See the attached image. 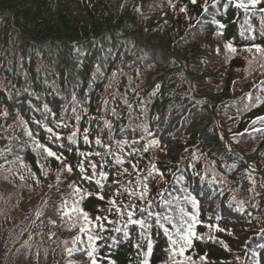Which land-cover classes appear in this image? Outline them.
I'll return each mask as SVG.
<instances>
[{
  "label": "trees",
  "instance_id": "trees-1",
  "mask_svg": "<svg viewBox=\"0 0 264 264\" xmlns=\"http://www.w3.org/2000/svg\"><path fill=\"white\" fill-rule=\"evenodd\" d=\"M72 2L79 13L69 11ZM204 3L0 0V150L10 149L0 156L4 166L0 168V264H91L87 235L79 231L83 221H76L77 213L72 211L75 200L93 221L97 216L108 217L101 221L106 228L101 233L104 239L96 241L98 264H141L145 258L149 264H171L168 237L154 218L145 231L139 225L125 227L126 213H116L114 208L109 211L110 199L121 208L135 204L133 211L147 206L146 201L130 199L126 193L114 195L119 185L113 181L132 188L152 164L164 177L149 178L147 199L153 201L149 210L172 217L171 223L164 224L173 238L182 230L181 209L196 212L202 221L195 231L204 238L193 239L185 255L196 264H264V121L256 120L264 116V69L260 67L264 59L255 49L245 50L252 44L264 47V13L258 11L264 4L253 15L230 0H217L215 6L208 0L207 12ZM185 6L187 11L180 12ZM214 19L224 28L212 23ZM153 39L169 51L164 64L155 60ZM74 41L77 43L71 46ZM229 42L235 53L225 47ZM156 85L160 87L153 94ZM207 90L209 98L202 94ZM113 108L116 114H112ZM77 115L80 120L75 119ZM104 120L110 122V129ZM204 120L207 124L200 128ZM57 121L67 126L56 127ZM44 125L61 139L50 140ZM145 126L153 133L149 139L160 141L147 152L140 139ZM85 128L89 130L88 144L83 140ZM73 132L76 137L69 141ZM97 137L109 147L97 145ZM33 138L73 165V173L61 174L65 183L59 189L48 185L55 182L60 163L54 158L45 161L34 151ZM134 147L141 151L133 153ZM77 149L102 154L87 158L104 164L109 175L102 186L95 180L80 179L75 166L85 157ZM129 153H133L131 157ZM194 154L200 159L193 160ZM114 156H120L123 163L117 165ZM37 160L49 170L47 178L40 174ZM130 160L138 162L135 172ZM190 163L195 167L189 168ZM124 168L128 173L118 176ZM29 169L41 184H36ZM213 170L223 183H209ZM91 171L88 169L89 174ZM69 183L82 190V199L71 196ZM188 193L198 201L196 209L185 200ZM62 200L67 201L71 217L64 221L53 211L54 206H62ZM236 201H244L243 211L237 210ZM38 210L42 216L36 215ZM146 217L147 213L141 216L137 212L134 219ZM76 236L80 237L75 245L79 251L69 256L66 248L73 247ZM136 243L141 247H134ZM201 256L206 260H200Z\"/></svg>",
  "mask_w": 264,
  "mask_h": 264
},
{
  "label": "snow or ice",
  "instance_id": "snow-or-ice-1",
  "mask_svg": "<svg viewBox=\"0 0 264 264\" xmlns=\"http://www.w3.org/2000/svg\"><path fill=\"white\" fill-rule=\"evenodd\" d=\"M190 2L192 4H196L197 0H190ZM231 3L234 4L235 7L243 9L245 11V13L251 12L253 15H255L256 11H257V6L264 4V0H230ZM217 3V0H212V5L215 6ZM208 0H205L204 5H202L203 11L207 12L208 11ZM138 10V9H137ZM180 12H186L187 8L185 7H181L179 9ZM259 12L264 13V7H260L258 9ZM212 23L217 24L219 26V28H224V25L221 24L219 21L217 20H213ZM221 32H217L216 35H221ZM243 34V33H242ZM225 47L232 53L236 52V49L232 46V44L229 42L228 44L225 45ZM255 49L256 53L259 54L261 59H264V47H262L259 44H252L251 47H246V51L248 52H252V50ZM251 63V62H250ZM261 69H264V64L260 65ZM97 71L99 72V69H97ZM102 75V74H101ZM116 75L115 72H113L112 74V78H114ZM233 83H236V81H233ZM110 86V85H109ZM160 87V85H156V89H154L153 94H155V90H158ZM249 96V98H251V94H246ZM113 99H115V94H113ZM257 100H259V97H257ZM73 102L76 103V96L75 94H73ZM105 104L108 103L107 100L104 101ZM123 103L126 104L129 108L132 107L131 104L128 103L127 99L123 100ZM255 106V105H253ZM46 107V106H45ZM77 111L76 107H73V112L75 113ZM84 112H87V109H84ZM112 114H116V109L113 108L112 109ZM4 115H7V113H4ZM76 120H80L81 117L79 115H77L75 117ZM256 120H261L264 121V117H257ZM256 120L253 121V124H255ZM39 123V122H38ZM104 124L105 126H107L109 129L112 127L110 122L108 120H104ZM61 125L63 126H67L66 123L64 121H57L56 122V127H60ZM45 130L49 133V139L50 140H54L55 141H59L61 139V136L58 132L54 131V129L52 127H48L47 125H44ZM256 131H260V129H255ZM121 131H123V129H121ZM145 135L141 136V140L145 141V146L143 151L147 152L149 150L150 147L153 146H158L160 141L158 139H149L153 136V133L151 131L148 130V128L145 126L143 129ZM245 131H248L247 129H245ZM27 135H29V137L32 136V134L30 132L26 133ZM76 137V132L71 133L68 136V140L69 141H73ZM221 139L223 140L224 137H221ZM83 140L85 144L90 143L89 141V130L87 128L84 129V135H83ZM97 145H101L102 147L108 148L109 145L107 144H103L102 140L97 137L94 141ZM119 143V142H118ZM124 143H127L126 141ZM134 144L137 143L136 141L133 142ZM33 150L37 151L38 154L46 161L48 158H54L56 161H58L60 163V168L58 169V171L56 172L55 175V182L54 183H50L48 185L49 189L55 187L57 189H59L60 185L62 183H65L64 180L61 179V174L63 172H67L69 174L73 173L74 171V167L73 165L66 163V158L62 155V154H58L57 152L53 151L51 148H49L48 146L39 143V141L35 140V138H33ZM6 151H10V149H5V150H0V156H4ZM141 151L140 149L137 148H133V153L139 152ZM188 150L185 149V152H187ZM77 153L79 156L85 157L84 160H80L77 165L75 166V170L78 171L80 179L84 180V181H93L95 180V183L97 185H101L102 186V181L104 179H106L108 177V173L105 172L104 169V164H98V163H93L91 160H88V156H102V154L100 152H93V153H85V152H81L79 149H77ZM133 153H129V156L131 157ZM200 159L199 156H196L195 154L193 155V160H198ZM114 161L117 165H120L123 163V160L120 156H114ZM87 162V167L85 166ZM5 163H8L7 160H5ZM12 163H15V161H13ZM104 163H108V161H104ZM129 163L131 164V167L133 169V171L135 172L138 168V162L137 163H132L131 160L129 161ZM22 167H26L23 164L21 165ZM37 166L40 170V174L47 178L49 175V170L45 167V165L43 163L40 162V160H37ZM3 165H0V168H3ZM195 165L194 164H189V168H194ZM99 168V178H97V169ZM88 169H91V174H89ZM7 171L11 172V169H7ZM30 175L32 177L33 180H35L36 184L39 185L41 184V180L39 179V177L37 176V174L35 172H32L29 169ZM124 173H128V169L124 168L123 172L121 173H117L118 176H122ZM156 175H159L161 177V179H163L164 177V173L161 172L155 164H152L151 168H149L147 170V175L140 178L138 177L137 180L135 181V186L132 188H128L125 187L123 184L120 183L119 180H114L113 184L114 185H119V187L117 188L116 193H114V195H123L124 193H126L128 195V197L131 199L133 197H135L137 200L143 202L146 201L147 206L145 207H139L136 211H133L132 209L136 208L135 204H128L125 205L123 208H121L120 206H117L116 201L114 199H110L109 200V204L111 205V207L109 208V211H112V209L114 208L116 213L119 214H124L126 213L127 216V221H126V225L127 224H132V225H139V227L143 230H148L152 227V224L149 222L151 221L153 218L155 220V225L160 227L161 229H163L165 235L168 237L169 240V248L166 249V251H168L169 253V260L171 262V264H196V262L192 259L191 256H187L185 255V252L187 249L192 247L193 244V239H203L204 237L200 234H198L195 229H196V225L202 223V221H200V219L198 218V214L196 212H192V213H188L185 212L183 209H181L180 211L183 213L182 217H181V229L182 230H177L176 232V238L174 239L173 236L171 235L170 231L168 228L165 227L164 221H167L169 223H171L172 221V217L165 214V215H161L159 213H153L152 211H150L149 209L151 208L153 201L150 199H147L148 195H149V178H154ZM175 175V174H173ZM195 175H200L199 173H195ZM21 179H23V177H21ZM177 179H182V177H177ZM201 180L205 179V176H200ZM249 179H251V176L249 177ZM253 184H255V181H252ZM209 183H223L222 180H217L216 179V174L213 170V175L211 177V179L209 180ZM68 187L72 189L71 192V196L73 197H80V199L83 198V194H82V190L76 186L74 183H69ZM261 187L264 188V183L261 184ZM122 189V191H121ZM183 191L185 193L188 192L187 189H183ZM249 191H252V189H249ZM98 196L99 199L103 200L104 197L103 195L97 193L96 194ZM235 199V198H233ZM185 200L190 203L193 207V209L197 208L198 205V201L196 200V198L194 196H192L190 193H188L185 196ZM47 201H45V206H47ZM243 204L244 201H236V205H237V210L238 211H243ZM61 207H53V211L55 213H58L60 215L61 221H64L65 217H69V213L68 211H66V206H67V201L66 200H62L61 201ZM72 211L77 213L75 220L76 221H83L80 224L79 227V231L81 233H84L85 235H87V239H88V247L90 248V250L87 252V256L89 257L91 264H98V261L96 259V252H97V247H96V241L98 240H102L104 239L103 235H101V233H103L106 228H105V224L102 223L101 221L103 220H107L108 217H100L97 216L95 221H93L90 217L89 214L87 212H84L82 209L79 208V200H75L73 203V207H72ZM137 212L141 215L144 216L145 213H147V217L145 219H134V217L137 215ZM37 216H42L43 213L41 211H37L36 213ZM184 216H187L188 219L185 220ZM69 219H71V217H69ZM220 217H217V220H219ZM51 224L56 225V221L55 220H51L50 221ZM73 227L76 226L75 222L72 224ZM173 227H175V225H173ZM209 228H215L217 231L223 232L225 231V229L220 228L218 225H208ZM96 229H98V231H95ZM121 229L120 228H116L115 231L119 232ZM262 232H264V229L261 230ZM143 232H141V235L143 236ZM229 234H231V232H229ZM51 235V233H50ZM125 235L127 236V232H125ZM211 240H215L216 238L209 235L208 237ZM80 240L79 236H76L72 243H73V247L72 248H66V251L68 253L69 256H72L73 252L75 251H79V249H77L75 247V245L77 244V242ZM26 246L30 247L29 241H25L24 242ZM220 243L227 249V245L224 244L223 241H220ZM134 247H141V245L139 243H136L134 245ZM148 250L149 252L151 251L152 248V243L149 240L148 241ZM261 247H264V245H261ZM170 250V251H169ZM200 260H206V256H201ZM114 264V262H113ZM141 264H149L148 260L145 258ZM165 264H168V261H165Z\"/></svg>",
  "mask_w": 264,
  "mask_h": 264
},
{
  "label": "rangeland",
  "instance_id": "rangeland-1",
  "mask_svg": "<svg viewBox=\"0 0 264 264\" xmlns=\"http://www.w3.org/2000/svg\"><path fill=\"white\" fill-rule=\"evenodd\" d=\"M69 11L72 12V13H79L78 8L76 7V3L72 2V4L69 6ZM155 42H156V41H155ZM163 51H164V50L161 49V48H159V47L156 48V59H157L159 62H163V60H164V56H165V54H164ZM179 58H180V57H179ZM202 94H203L204 97L209 98V95H210V94H209V91H208V90H207V91H204ZM206 124H207V122L204 120L203 123L200 125V127H201L202 125H206Z\"/></svg>",
  "mask_w": 264,
  "mask_h": 264
},
{
  "label": "bare ground",
  "instance_id": "bare-ground-1",
  "mask_svg": "<svg viewBox=\"0 0 264 264\" xmlns=\"http://www.w3.org/2000/svg\"><path fill=\"white\" fill-rule=\"evenodd\" d=\"M75 42V41H74Z\"/></svg>",
  "mask_w": 264,
  "mask_h": 264
}]
</instances>
